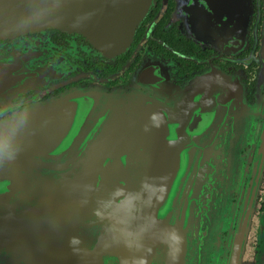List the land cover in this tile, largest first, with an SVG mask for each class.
<instances>
[{
	"label": "water",
	"instance_id": "water-1",
	"mask_svg": "<svg viewBox=\"0 0 264 264\" xmlns=\"http://www.w3.org/2000/svg\"><path fill=\"white\" fill-rule=\"evenodd\" d=\"M181 1L205 39L245 44L253 0ZM151 3L0 0V40L57 28L115 55ZM249 113L239 79L182 89L159 63L130 89L33 99L0 121V253L17 264H264V227L256 258L251 222L259 186L234 203Z\"/></svg>",
	"mask_w": 264,
	"mask_h": 264
},
{
	"label": "flooded vegetation",
	"instance_id": "flooded-vegetation-1",
	"mask_svg": "<svg viewBox=\"0 0 264 264\" xmlns=\"http://www.w3.org/2000/svg\"><path fill=\"white\" fill-rule=\"evenodd\" d=\"M189 11L190 5L181 0H152L128 46L115 55L105 54L78 32L57 28L2 38L0 77L5 88L0 93V121L21 113L33 99L44 103L75 88L102 87L108 93L130 89L151 63H159L170 81L182 89L195 79L214 74L239 79L250 107L246 118L250 133L241 152L245 160L234 203L241 193L249 195L255 184L259 186L251 218L256 224L257 258L262 253L264 227V0H253L247 40L233 48L201 36L204 30L188 17ZM229 236L226 231L225 246ZM10 253H0V264H17L18 259H12Z\"/></svg>",
	"mask_w": 264,
	"mask_h": 264
}]
</instances>
